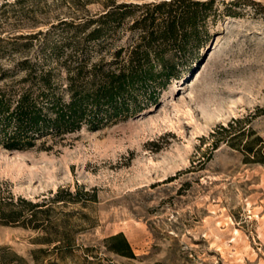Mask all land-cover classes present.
Segmentation results:
<instances>
[{"label":"rangeland","instance_id":"rangeland-1","mask_svg":"<svg viewBox=\"0 0 264 264\" xmlns=\"http://www.w3.org/2000/svg\"><path fill=\"white\" fill-rule=\"evenodd\" d=\"M163 1L0 0V72L43 61L53 44L74 38L82 20L111 4ZM191 1L208 4L199 8L201 34L165 53L176 75L155 104L98 131L39 140L31 150L0 147V187L14 201L41 203L57 193L64 200L50 216L73 228L76 258L66 264L84 263L85 253L100 264H264V166L246 163L239 151L247 139L264 141V0ZM141 13L112 30L92 61L108 62L136 44L132 25ZM236 120L253 135L213 151L211 134ZM119 233L135 259L106 250L104 240ZM43 234L0 225V256L55 261L32 260L34 251L53 247L39 244Z\"/></svg>","mask_w":264,"mask_h":264},{"label":"trees","instance_id":"trees-1","mask_svg":"<svg viewBox=\"0 0 264 264\" xmlns=\"http://www.w3.org/2000/svg\"><path fill=\"white\" fill-rule=\"evenodd\" d=\"M207 5L191 0L111 4L98 17L82 20L74 38L53 44L50 56H44L43 61L25 59L14 68L1 71L0 147L14 152L31 150L39 140L62 138L83 128L98 131L155 104L158 92L176 75L174 64L165 53L172 46L182 50L188 39L199 38V8L205 10ZM134 10L142 11L132 25L139 31L138 42L117 50L108 62L92 61V50L100 53L106 49L111 31L121 28ZM69 48L74 52L63 55V49ZM1 57L4 56L0 54ZM228 127L220 126L211 134L215 138L213 151L221 142L232 145L237 139L241 143L253 135L240 120L232 121ZM239 145L246 163L264 166L261 138L256 136ZM63 201L60 193L41 203L21 198L14 201L6 186L0 187V225L42 232L39 244L53 246L51 250L34 251L35 263L45 256H55V261L48 264H66L68 259L76 258L71 224L64 220L55 222L50 216L55 210L53 205ZM104 244L112 254L135 259L122 233L108 237ZM85 254L84 263L76 260L73 264H100L87 260L90 256ZM0 264L27 261L15 253H6L0 256Z\"/></svg>","mask_w":264,"mask_h":264}]
</instances>
